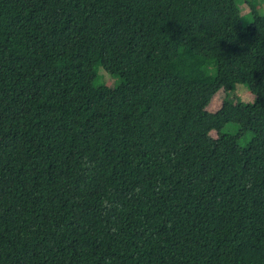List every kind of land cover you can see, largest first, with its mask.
Returning <instances> with one entry per match:
<instances>
[{
  "label": "trees",
  "instance_id": "16d2710c",
  "mask_svg": "<svg viewBox=\"0 0 264 264\" xmlns=\"http://www.w3.org/2000/svg\"><path fill=\"white\" fill-rule=\"evenodd\" d=\"M0 264H264V0H0Z\"/></svg>",
  "mask_w": 264,
  "mask_h": 264
},
{
  "label": "rangeland",
  "instance_id": "374dc122",
  "mask_svg": "<svg viewBox=\"0 0 264 264\" xmlns=\"http://www.w3.org/2000/svg\"><path fill=\"white\" fill-rule=\"evenodd\" d=\"M238 5L240 8V22L242 24H247L250 20V15L247 14V5H244L242 1H238ZM244 6V8H242ZM99 76L96 79V84L99 85H112L113 84V78L105 73L104 69L100 66L98 70ZM113 86V85H112ZM233 94L238 96L243 101H250L252 99V94H250L247 89L243 85H236L234 88ZM217 95V94H216ZM220 96L221 93L218 94V96L214 97V100L211 102V104L208 106V109L214 110V108L218 107L220 105ZM232 125L225 126V130H232Z\"/></svg>",
  "mask_w": 264,
  "mask_h": 264
}]
</instances>
